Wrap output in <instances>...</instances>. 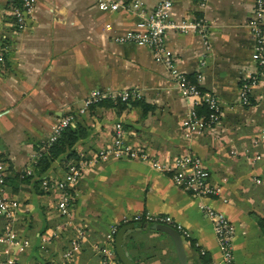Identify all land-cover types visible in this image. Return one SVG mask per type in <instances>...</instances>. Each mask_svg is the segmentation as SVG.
<instances>
[{"label": "crops", "instance_id": "obj_1", "mask_svg": "<svg viewBox=\"0 0 264 264\" xmlns=\"http://www.w3.org/2000/svg\"><path fill=\"white\" fill-rule=\"evenodd\" d=\"M100 1L107 0H34L25 28L14 33L12 10L19 2L0 0V157L8 166L6 194L23 205L10 220L13 230L29 242H5L9 220L0 215V264H100L98 247L111 226L144 212L171 216L189 232L182 236L187 264L218 263L221 251L202 203L234 227V264H264V227L258 223L264 220V146L254 143L264 125V78L251 92L252 103L243 105L240 97V84L256 71L247 25L255 0H174L169 56L125 40L142 30L141 13L103 10ZM142 1L149 9L156 4ZM187 20L202 22L204 30L182 32ZM181 74L194 75L220 106L217 121L191 137L183 121L194 105L181 90ZM123 90L139 92L147 107L104 104L82 111L95 92ZM68 115L76 116L85 135L37 173L55 125ZM118 122L125 142L148 157L111 155L95 163L73 187L71 216H61L58 192L45 190L42 180L60 179L82 154L109 147ZM70 153L74 157L66 160ZM186 153L202 159L220 196L198 198L153 165L155 158L165 163ZM256 153L261 160L252 159ZM31 167L34 173L27 175ZM75 239L79 248L67 260ZM123 245L135 264H181L173 239L150 226L135 224Z\"/></svg>", "mask_w": 264, "mask_h": 264}, {"label": "built area", "instance_id": "obj_2", "mask_svg": "<svg viewBox=\"0 0 264 264\" xmlns=\"http://www.w3.org/2000/svg\"><path fill=\"white\" fill-rule=\"evenodd\" d=\"M156 4L152 9H149L142 0H107L100 1V7L103 10L117 11L135 10L142 14V21L139 23L142 30H134L127 34L125 40L138 45H147L153 48L157 53L169 56L170 52L166 44V36L169 29L177 25L171 22L170 12L174 5V0H155ZM19 4L14 6L12 14L14 16L13 31L19 32L26 26L25 13L29 12L34 4V0H18ZM254 40V51L252 59L256 65V71L248 78L244 79L240 84V97L243 105L249 103V97L252 90L260 84V80L264 78V0H255L252 17L247 22ZM182 32L190 30L202 32L205 25L200 21L187 20L179 26ZM5 63V54L0 49V70ZM179 83L183 94L194 105L191 115L183 121V126L186 129L185 135L191 137L194 134H200L206 128L212 126L218 119L220 106L215 96L208 91H201L197 83L192 82L187 75L178 76ZM197 82V81H196ZM139 92L133 90H123L116 93L95 92L87 101L86 110L90 106L101 102L105 99L114 101H127L131 98H139ZM206 103L209 109L213 111L210 118L199 116L196 113V105ZM76 126V116L68 115L55 125L53 135L50 138V143H53L60 134L68 127ZM113 142L109 147L102 148L98 153L91 157L81 155L80 159L71 163L67 168L64 177L44 178L42 180L43 188L47 191L55 189L58 192L57 209L61 216L70 217L74 205L75 194L73 187L84 175L85 171L91 168L100 160H105L111 155L117 157H144L147 158V153H138L129 144L125 142V131L122 122H118L114 129ZM255 145L261 143L264 146V125L258 131L255 139ZM264 155V153H263ZM263 155L256 153L253 160H261ZM153 165L167 173H171L176 184L183 189L189 191L198 198L218 197L221 194L222 188L219 184L212 182V174L205 167L201 158L193 156L190 153L180 154L171 162H161L159 159H153ZM8 166L0 157V215L5 216L6 232L3 235L4 241L9 244L28 245V241H23L18 234L13 230L11 219L16 217V213L22 208V203L19 200L10 198L5 191V182L7 178ZM27 175L34 173L33 168L25 170ZM203 212L212 221L213 230L217 244L221 251V262H212V264H234L233 260V245H234V227L228 218L215 210L209 203H202ZM127 224L153 225L165 224L177 229L182 236H189V232L184 226L175 221L171 216L154 215L148 212L135 214L134 216L125 219L122 223L113 224L110 232L105 236L103 242L98 247V252L101 257L100 264H124L116 252V235L119 229ZM82 232L80 233V235ZM52 238H44L46 242ZM79 240L75 239L71 242L70 247L66 249L65 257L67 260L72 259L75 251L79 248ZM206 252L202 250V254ZM3 264H14V261L8 260Z\"/></svg>", "mask_w": 264, "mask_h": 264}, {"label": "trees", "instance_id": "obj_3", "mask_svg": "<svg viewBox=\"0 0 264 264\" xmlns=\"http://www.w3.org/2000/svg\"><path fill=\"white\" fill-rule=\"evenodd\" d=\"M16 1L18 2V0ZM188 78L192 80V82L197 83V86L201 91H206L198 81L196 82V77L194 75H189ZM249 103H252L250 97H249ZM104 104L110 107H115L118 110L125 109L129 105H133V106L143 105L145 108L147 107L145 103L142 102V100H139V98L137 99L135 98V100L131 98L128 99L127 101H122V100L114 101L112 99H105L101 102L92 105L91 108L97 105H104ZM195 110L199 116H206V118H210L213 114V111L209 109L206 103H201L196 105ZM83 135H85L84 130H82L81 126H79L78 124L75 127L71 126L66 128L60 134V136L48 147V149L42 152L41 157L36 165V172L40 173L46 171L59 156L71 150L75 145V143L78 141L79 137ZM73 157H74V153H70L69 155L66 156L65 159L70 160ZM24 175L27 176L25 173ZM258 223L260 224V226H262V228L264 227V220L262 218L258 219ZM146 226H151V225H146Z\"/></svg>", "mask_w": 264, "mask_h": 264}, {"label": "water", "instance_id": "obj_4", "mask_svg": "<svg viewBox=\"0 0 264 264\" xmlns=\"http://www.w3.org/2000/svg\"><path fill=\"white\" fill-rule=\"evenodd\" d=\"M136 225H139V224H136ZM134 227H135V224L124 225L119 229L116 235V252H117L118 257L124 264H135V262L131 260L129 256V252H127L124 249V245H123L125 234ZM150 227L151 229L158 230L160 232H163L169 235L175 243L178 258L181 264H187V256H186L184 243H183V237L181 233L177 229L169 225H165V224H153Z\"/></svg>", "mask_w": 264, "mask_h": 264}]
</instances>
